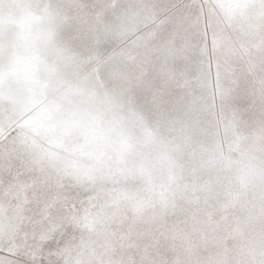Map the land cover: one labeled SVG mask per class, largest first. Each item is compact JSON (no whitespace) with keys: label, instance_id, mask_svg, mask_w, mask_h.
I'll list each match as a JSON object with an SVG mask.
<instances>
[{"label":"snow or ice","instance_id":"6c2138e0","mask_svg":"<svg viewBox=\"0 0 264 264\" xmlns=\"http://www.w3.org/2000/svg\"><path fill=\"white\" fill-rule=\"evenodd\" d=\"M0 264H264V0H0Z\"/></svg>","mask_w":264,"mask_h":264}]
</instances>
